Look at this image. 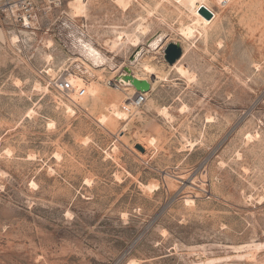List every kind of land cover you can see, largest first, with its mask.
Segmentation results:
<instances>
[{
	"label": "rangeland",
	"instance_id": "374dc122",
	"mask_svg": "<svg viewBox=\"0 0 264 264\" xmlns=\"http://www.w3.org/2000/svg\"><path fill=\"white\" fill-rule=\"evenodd\" d=\"M205 2L216 16L189 40L187 0L1 19L0 264H264V0ZM119 32L139 36L132 70L154 84L128 111L137 93L108 84L135 49ZM74 35L112 65L83 61ZM69 74L84 96L54 87Z\"/></svg>",
	"mask_w": 264,
	"mask_h": 264
},
{
	"label": "bare ground",
	"instance_id": "6f19581e",
	"mask_svg": "<svg viewBox=\"0 0 264 264\" xmlns=\"http://www.w3.org/2000/svg\"><path fill=\"white\" fill-rule=\"evenodd\" d=\"M187 2H188V6H189V8L191 10V13H192L193 17H192V23L191 24H188L186 26H183L179 30V33H180L181 37L184 40H189L191 37H193V35H194L195 32L205 33L206 30H207V28H208V25L212 22V20L216 16L215 11L212 10L208 6V4L205 2V0H187ZM116 4L121 9H123V10L126 8L125 0H116ZM202 7H205L206 9H208L212 13L213 17L210 20L203 13H201V8ZM78 12H81V10H80L79 7H76L73 10V14L75 16H77V15H79ZM27 23H28V18H25L23 24L26 25ZM137 28H135V29L137 30ZM162 37H163L162 34H158L151 42H149L147 44L148 49L149 48H154L155 46H157L160 43ZM83 38H82L81 35H74V41L77 44V46H78L81 54L83 55V61H86V62L90 63L91 65L92 64L93 65H104V64H108L110 66L112 65L111 62H110V60H109V58L104 53H102L99 49H97L90 40H86V39H83ZM118 39L121 42L129 41L130 42V45L133 48H135V49L136 48H140V50L135 54L134 59L133 60H129V63H131V64L130 65H124V66H127V68L129 69L130 73L132 75H134V77H136L138 79H146V78H141V77L137 76V74H134L133 73L134 71L132 70V66L134 64H136V62L138 61L141 52L143 50H145V47L142 46L141 43H140L139 36L136 33L130 35V34H127V33H124V32H119ZM11 41L14 42V43L17 42V41H19L18 36L17 35H13L11 37ZM164 47H162V48L164 49ZM147 62L141 61V68H142V70L145 73H147L148 75L151 76L152 81H154V80L155 81H158L160 79H164L165 78L163 75L158 74L155 71L154 66L149 65ZM169 67H172V66L169 65ZM125 73H126L125 70H123L122 72H119L118 75L116 76V81L118 82V85L120 86V88L121 87H123V88L124 87H130L132 89V91H134V92H131V93H135L136 94V93L140 92V91H137L134 88V86L130 83L129 80L128 81L123 80L122 75L125 74ZM65 79H67L68 81H70L71 84H72V96H73V98L78 97L79 96L78 90L83 85L82 80L80 78L72 75V74H69L67 76V78H65ZM152 85H154V84H152ZM152 85H151V88H152ZM90 90L93 91V89H91V88H90ZM145 92L147 94L148 91H145ZM130 98H131V96H130ZM127 99H126V101H127ZM133 99H134V97H133ZM129 102L130 101H127V103H125V105L128 104ZM112 112L117 117H120V118L125 117L124 116L125 113L123 111H120V110L116 109L115 107L112 109Z\"/></svg>",
	"mask_w": 264,
	"mask_h": 264
},
{
	"label": "built area",
	"instance_id": "2783aa9c",
	"mask_svg": "<svg viewBox=\"0 0 264 264\" xmlns=\"http://www.w3.org/2000/svg\"><path fill=\"white\" fill-rule=\"evenodd\" d=\"M61 0H0V21L7 18L10 23H24L25 18L40 16L50 7L57 5ZM109 85L118 88L116 79L108 81ZM54 87L60 92H68L72 89V84L65 78H59L55 81ZM80 97L86 94V88L81 87L78 90ZM146 92H138L134 99L123 109L128 111L130 108H140L146 100ZM69 97V96H68ZM70 98V97H69Z\"/></svg>",
	"mask_w": 264,
	"mask_h": 264
},
{
	"label": "water",
	"instance_id": "95a60500",
	"mask_svg": "<svg viewBox=\"0 0 264 264\" xmlns=\"http://www.w3.org/2000/svg\"><path fill=\"white\" fill-rule=\"evenodd\" d=\"M201 13H203L208 19L212 17V13L206 9L205 7L201 8ZM140 50V48H136L132 51L129 56L130 60L134 59L135 54ZM182 55V48L180 44L175 42L167 43L163 49V58L169 64L172 65L175 63ZM125 74L122 75L123 80L130 81V83L134 86L137 91L145 92L151 89V84L146 79H138L134 77L129 71L127 67H124Z\"/></svg>",
	"mask_w": 264,
	"mask_h": 264
},
{
	"label": "crops",
	"instance_id": "0c3cea01",
	"mask_svg": "<svg viewBox=\"0 0 264 264\" xmlns=\"http://www.w3.org/2000/svg\"><path fill=\"white\" fill-rule=\"evenodd\" d=\"M148 81L150 80V79H148V78H146ZM150 83H151V85H152V82H151V80L149 81Z\"/></svg>",
	"mask_w": 264,
	"mask_h": 264
}]
</instances>
